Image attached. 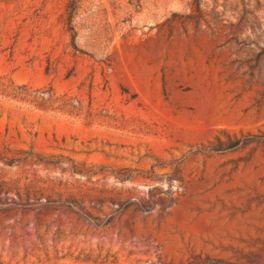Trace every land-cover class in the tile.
<instances>
[{
  "label": "rangeland",
  "instance_id": "1",
  "mask_svg": "<svg viewBox=\"0 0 264 264\" xmlns=\"http://www.w3.org/2000/svg\"><path fill=\"white\" fill-rule=\"evenodd\" d=\"M0 264H264V0H0Z\"/></svg>",
  "mask_w": 264,
  "mask_h": 264
},
{
  "label": "trees",
  "instance_id": "2",
  "mask_svg": "<svg viewBox=\"0 0 264 264\" xmlns=\"http://www.w3.org/2000/svg\"><path fill=\"white\" fill-rule=\"evenodd\" d=\"M75 13H76V5L73 1H71L68 5V25H69V30L71 31V44L74 49L78 50L76 42H75L76 34L74 31V26L72 24V18ZM238 143H239V140L223 142L217 139L216 143L211 146V149L224 150V149L234 147Z\"/></svg>",
  "mask_w": 264,
  "mask_h": 264
}]
</instances>
